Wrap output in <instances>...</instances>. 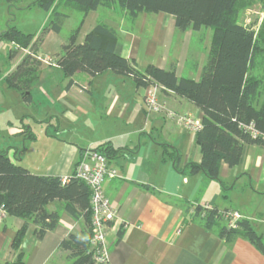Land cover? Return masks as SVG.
I'll return each mask as SVG.
<instances>
[{
    "label": "crops",
    "instance_id": "1",
    "mask_svg": "<svg viewBox=\"0 0 264 264\" xmlns=\"http://www.w3.org/2000/svg\"><path fill=\"white\" fill-rule=\"evenodd\" d=\"M16 3L9 7H16ZM36 6L32 0L18 8ZM255 6L262 9L257 24L260 26L264 0H255L242 9L239 23H252L250 18L242 20V12ZM101 7L85 15L79 43L104 16L107 19L103 22L118 32L123 56L134 59L140 70L154 64L165 69L175 67L178 77L196 81L201 78L213 40L212 28L180 31L171 14L141 13L131 20L121 10ZM57 34H46L40 58L61 51L65 43L62 39L58 49L48 47ZM197 39L200 45H195ZM9 43L11 50L16 48ZM27 53L28 49H19L11 58L4 81ZM254 70L252 73L262 78L264 74ZM73 80L74 84L67 88L69 80L62 70L45 63L32 85V103L25 104L16 91V106L23 110L15 118H7L0 150H8L15 163L35 174L66 180L86 149L105 143L116 149L110 165L119 169L120 176L105 181L103 186L117 211L107 231L109 264H264V254L248 239L238 237L228 243L215 230L190 221L186 210L192 204H210L238 211L264 239V146L246 145L243 161L234 167L223 163L218 179L202 171L192 174L188 164L201 161L197 132L162 114H148L144 106L146 88H137L130 77L111 70L95 77L78 72ZM6 87L12 93L7 84ZM160 96L175 110L202 120V111L191 101L172 91H161ZM20 120L22 125H17ZM35 125L46 128L38 133ZM47 208L59 213V222L38 239L36 225L27 219L28 230L21 245L24 264H73L59 244L70 233L88 240L89 227L83 216L71 215L62 202L49 203ZM27 220L8 216L0 222V264L15 261L13 241Z\"/></svg>",
    "mask_w": 264,
    "mask_h": 264
},
{
    "label": "trees",
    "instance_id": "2",
    "mask_svg": "<svg viewBox=\"0 0 264 264\" xmlns=\"http://www.w3.org/2000/svg\"><path fill=\"white\" fill-rule=\"evenodd\" d=\"M6 1L13 4L19 0ZM254 3L255 0H34L35 5L50 12V23L37 36L13 25L0 33L1 39L16 46L10 51L11 58L19 49H28L5 77V82L21 94L25 104L32 103V85L45 67L38 55L45 35L50 31L61 32L63 23L74 10L87 15L102 6L121 10L131 20L141 13H167L174 16L180 31L212 28L209 57L197 81L178 77L175 67L165 69L149 64L140 70L134 59L123 56L116 29L103 21L97 22L82 43L78 42L81 26L75 29L55 55V66L68 78L67 88L74 84L73 77L78 72L95 77L111 70L130 77L137 88L156 84L161 91H172L191 101L202 111L203 117L202 128L196 135L201 161L189 163V170L192 174L202 171L209 178L218 179L223 163L234 167L243 161L246 145L264 146V79L252 73L258 59L264 55V18L258 30L238 21L240 11ZM62 6L67 11H61ZM249 124L254 125L259 136L254 137L244 127ZM95 149L109 159L116 154L109 143ZM57 201L64 203L71 215L84 217L90 239V188L84 181L74 173L66 180L35 174L15 163L8 150H0V206L5 207L8 216L32 219L36 225L35 235L42 239L59 222V213L47 208L49 203ZM186 210L190 221H199L207 229L215 230L226 242L244 237L264 254L263 236L249 220L241 217L235 226H229L221 215L224 210L216 206L204 208L201 204H192ZM27 230L28 220L13 241L17 252L15 261L5 264H24L21 245ZM89 239L70 233L60 242L59 249L68 253L67 258L73 264H95Z\"/></svg>",
    "mask_w": 264,
    "mask_h": 264
},
{
    "label": "built area",
    "instance_id": "3",
    "mask_svg": "<svg viewBox=\"0 0 264 264\" xmlns=\"http://www.w3.org/2000/svg\"><path fill=\"white\" fill-rule=\"evenodd\" d=\"M160 94V86L153 84L146 87L144 106L148 114H162L188 130L194 132L201 130L202 120L200 118L175 110L161 99ZM244 127L254 137L260 135L253 124ZM74 175L90 188L91 235L89 245L93 252V260L95 264H109V252L106 246L107 231L110 224L116 219L117 211L105 194L103 186L105 181L119 177L120 171L117 167L110 165V159L105 154L96 149H86L76 164ZM211 206L203 204L204 208ZM190 214L193 215L194 211L191 210ZM221 215L229 226H235L236 221L241 218V214L235 210L221 211ZM7 216L5 207L0 206V222L4 221Z\"/></svg>",
    "mask_w": 264,
    "mask_h": 264
},
{
    "label": "rangeland",
    "instance_id": "4",
    "mask_svg": "<svg viewBox=\"0 0 264 264\" xmlns=\"http://www.w3.org/2000/svg\"><path fill=\"white\" fill-rule=\"evenodd\" d=\"M32 0H19L17 1L16 7H9V3H7L6 0H0V33L4 30H6L9 26H17L20 30H22L25 33H32L36 36L41 34L42 31L48 27L50 23V12L45 11L44 9L36 6L31 8H25L23 10L19 9V6H24L25 3H29ZM102 10H107L104 7H101ZM61 11H67L66 8L63 6L60 7ZM261 8L260 6H255L251 8L250 10H244L242 12V20H245L246 18H250V25L255 30L258 29L259 25H257L260 22V19L262 18L261 14ZM249 11V13H248ZM104 14L105 11H100ZM85 17V14L81 11H72L70 12L69 17L65 20L62 26L61 32L57 34V39L50 40L48 43V47L51 50H54L57 46V49L60 47V40H64L65 42L69 38V36L72 34V32L80 27L83 23V19ZM100 20H105L107 18H99ZM46 36V35H45ZM200 45L199 40L197 39L195 41V45ZM62 47V46H61ZM10 43L6 40H3L0 38V139L6 135V130L8 128V119L7 118H15L16 115L23 110V107L16 106L15 102V94H17L16 90L12 91L14 89H10L12 93H8L6 82L3 80L4 73L8 69L11 63V57H10ZM56 55V54H55ZM53 56H47L44 58L45 60H49V64H55L56 57ZM258 64L254 70L255 73H258L260 75L264 74V71L261 70V68H264V57H260L258 59ZM263 60V61H262ZM46 64L48 62L45 61ZM262 78L264 79V75H262ZM1 92L4 93L3 96H1ZM13 94V96L11 95ZM264 96V93H263ZM27 109L24 110V114L27 113ZM21 119H24V116L21 117ZM21 120L17 121L21 124ZM34 126V125H33ZM43 126V127H42ZM35 128L38 133H41L42 129L45 130L46 125L37 126L35 125ZM42 128V129H41ZM58 258V257H57ZM56 258V259H57Z\"/></svg>",
    "mask_w": 264,
    "mask_h": 264
}]
</instances>
